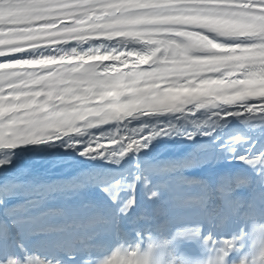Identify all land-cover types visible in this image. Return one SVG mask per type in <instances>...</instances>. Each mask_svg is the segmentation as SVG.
<instances>
[{"label": "snow or ice", "instance_id": "1", "mask_svg": "<svg viewBox=\"0 0 264 264\" xmlns=\"http://www.w3.org/2000/svg\"><path fill=\"white\" fill-rule=\"evenodd\" d=\"M252 213L264 0H0V264Z\"/></svg>", "mask_w": 264, "mask_h": 264}, {"label": "clouds", "instance_id": "2", "mask_svg": "<svg viewBox=\"0 0 264 264\" xmlns=\"http://www.w3.org/2000/svg\"><path fill=\"white\" fill-rule=\"evenodd\" d=\"M187 242L197 243L201 254L180 250ZM235 253V256H233ZM231 257V258H230ZM13 264H63L61 258L25 251ZM84 264H264V214L252 213L238 230L217 235L199 223H180L169 230L154 229L134 239L123 238Z\"/></svg>", "mask_w": 264, "mask_h": 264}, {"label": "bare ground", "instance_id": "3", "mask_svg": "<svg viewBox=\"0 0 264 264\" xmlns=\"http://www.w3.org/2000/svg\"><path fill=\"white\" fill-rule=\"evenodd\" d=\"M141 196V194L140 193H138V198ZM141 203L144 205V206H148V205H150V203L151 202H149L146 198H144L142 201H141ZM188 243H183V244H181L180 246H184V245H187Z\"/></svg>", "mask_w": 264, "mask_h": 264}]
</instances>
